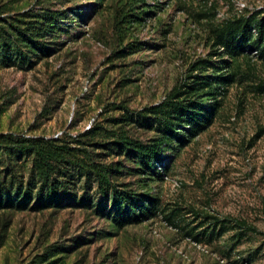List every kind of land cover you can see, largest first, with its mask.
<instances>
[{
	"label": "rangeland",
	"instance_id": "rangeland-1",
	"mask_svg": "<svg viewBox=\"0 0 264 264\" xmlns=\"http://www.w3.org/2000/svg\"><path fill=\"white\" fill-rule=\"evenodd\" d=\"M0 12V264H264V62L214 45L228 22L263 16L264 0H0ZM48 13L43 50L19 43ZM213 76L229 81L200 97L212 122L184 146L162 143L155 170L121 148V134L158 138L122 107ZM32 139L64 152L41 200ZM114 190L152 200L154 216L117 227Z\"/></svg>",
	"mask_w": 264,
	"mask_h": 264
},
{
	"label": "trees",
	"instance_id": "trees-1",
	"mask_svg": "<svg viewBox=\"0 0 264 264\" xmlns=\"http://www.w3.org/2000/svg\"><path fill=\"white\" fill-rule=\"evenodd\" d=\"M55 25L54 16L52 13H48V16L39 25L18 30L17 34L19 37L17 40L19 43H24L26 48H31L32 51L37 49L42 51L43 49L39 47L34 37L38 36L41 31L54 29ZM25 32L29 33L25 34ZM4 45L7 48H11L9 43ZM214 45L220 47L230 58H235L245 53H254L258 60L264 62V15L257 16L253 14L246 18L228 22L221 30L216 32ZM213 81L220 85L227 83L229 80L227 77L213 76L210 82L199 84L198 88L191 92L172 93L169 98L157 106H151L141 111L133 112L126 107H122L127 116H136L137 119H148L149 126L156 127L158 138L151 145H142L121 134L119 136L121 148L134 151L145 170H155L156 165L160 164L157 156L162 143L175 141L184 146L192 137L198 135L212 122L215 109L211 108L209 111H204L201 107L202 101L200 97L206 93L207 97L214 96V93H212L215 91ZM204 89H206V93ZM26 142L35 157L37 173L43 185L46 186L41 188V194L46 191V195L51 196L54 190L53 183L50 182L53 174L51 163L58 162L64 157L63 149H57L53 143L43 139H32ZM96 177L101 187L105 185L103 194L106 195L108 191L107 176L96 172ZM112 193L113 218L117 227L122 228L130 224H139L154 216L156 206L152 200L145 199L141 205L135 206L132 201L133 197L130 194L115 190ZM42 196L43 194L39 196L40 200ZM236 225L243 230L257 231L246 222H237Z\"/></svg>",
	"mask_w": 264,
	"mask_h": 264
}]
</instances>
